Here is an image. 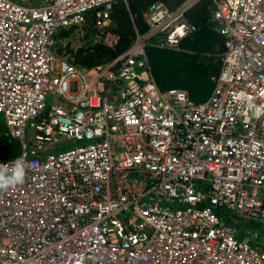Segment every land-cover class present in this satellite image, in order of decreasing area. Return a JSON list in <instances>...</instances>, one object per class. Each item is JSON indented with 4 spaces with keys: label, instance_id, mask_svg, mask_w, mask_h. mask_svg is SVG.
I'll return each mask as SVG.
<instances>
[{
    "label": "built area",
    "instance_id": "built-area-1",
    "mask_svg": "<svg viewBox=\"0 0 264 264\" xmlns=\"http://www.w3.org/2000/svg\"><path fill=\"white\" fill-rule=\"evenodd\" d=\"M120 1L0 0V164H27L0 190V264H264V0H211L225 51L200 103L147 49L178 51L204 0L155 2L104 65L59 53L114 49Z\"/></svg>",
    "mask_w": 264,
    "mask_h": 264
},
{
    "label": "trees",
    "instance_id": "trees-1",
    "mask_svg": "<svg viewBox=\"0 0 264 264\" xmlns=\"http://www.w3.org/2000/svg\"><path fill=\"white\" fill-rule=\"evenodd\" d=\"M157 1L174 10L187 0H128L115 4L112 12L114 30L120 35L114 49L102 46L74 48L70 44L57 43L59 53H68L72 61L82 67L92 68L104 65L123 54L138 34H145L148 23L144 13ZM211 0L198 3L188 12L189 21L196 32L185 39L178 51L156 47L147 49L151 71L162 90L178 88L185 90L196 103L206 101L214 89L213 77L221 68L220 56L225 51V39L211 20ZM71 34L63 30L57 40L64 41ZM12 157L20 153L19 142L13 141Z\"/></svg>",
    "mask_w": 264,
    "mask_h": 264
},
{
    "label": "clouds",
    "instance_id": "clouds-1",
    "mask_svg": "<svg viewBox=\"0 0 264 264\" xmlns=\"http://www.w3.org/2000/svg\"><path fill=\"white\" fill-rule=\"evenodd\" d=\"M27 164L23 157L17 158L11 165L0 164V190L22 185L25 180Z\"/></svg>",
    "mask_w": 264,
    "mask_h": 264
},
{
    "label": "rangeland",
    "instance_id": "rangeland-1",
    "mask_svg": "<svg viewBox=\"0 0 264 264\" xmlns=\"http://www.w3.org/2000/svg\"><path fill=\"white\" fill-rule=\"evenodd\" d=\"M15 1L23 2V3H24V2H28V1H32L33 4L36 5V4H40V2L43 1V0H15ZM66 42L69 43L70 45H73V47H77V46H78L76 40H74L73 37L67 39Z\"/></svg>",
    "mask_w": 264,
    "mask_h": 264
}]
</instances>
